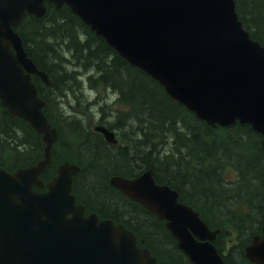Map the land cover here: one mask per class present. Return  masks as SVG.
I'll list each match as a JSON object with an SVG mask.
<instances>
[{
    "label": "water",
    "instance_id": "1",
    "mask_svg": "<svg viewBox=\"0 0 264 264\" xmlns=\"http://www.w3.org/2000/svg\"><path fill=\"white\" fill-rule=\"evenodd\" d=\"M45 1L67 5L197 118L213 126L249 124L262 135L263 151L264 46L242 26L234 0H0V104L45 144L35 164L14 172L0 168V264H157L123 224L84 215L71 192L76 164L61 163L45 184L39 178L51 162L57 131L31 80L36 74L47 81L46 74L28 57L14 27L25 11L42 16ZM93 129L116 143L104 125ZM109 183L164 220L193 264H226L213 244L218 230L179 201L175 189L156 183L151 169L134 177L113 175ZM244 254L264 264V223Z\"/></svg>",
    "mask_w": 264,
    "mask_h": 264
},
{
    "label": "trees",
    "instance_id": "2",
    "mask_svg": "<svg viewBox=\"0 0 264 264\" xmlns=\"http://www.w3.org/2000/svg\"><path fill=\"white\" fill-rule=\"evenodd\" d=\"M235 2L245 28L264 45V0ZM16 29L49 79L33 78L59 136L43 180L55 175L57 164L75 162L80 170L73 191L87 211L125 224L159 264H192L164 221L109 183L112 175L130 177L150 168L157 182L175 188L210 228L220 229L214 243L227 264H254L244 246L264 222L259 133L247 124L221 128L199 120L66 6L48 5L42 17L26 15ZM99 90L103 96L98 97ZM93 93L96 98L90 97ZM95 107L96 122L115 130L118 145L107 143L89 125L84 111ZM43 145L39 134L0 105V167L35 163Z\"/></svg>",
    "mask_w": 264,
    "mask_h": 264
},
{
    "label": "rangeland",
    "instance_id": "3",
    "mask_svg": "<svg viewBox=\"0 0 264 264\" xmlns=\"http://www.w3.org/2000/svg\"><path fill=\"white\" fill-rule=\"evenodd\" d=\"M87 93H88V92L86 91V94H87ZM97 95H98V97H99V96H103V91H102V90H99L98 93H97ZM90 97H91V98H96L94 93L91 94ZM106 101H107V99H105V102H106ZM107 102H109V101H107ZM89 111H90L91 114H90L88 111L85 110V111H84V115H85V117L87 118L89 125L91 126V125H93L94 123H96V115H97V113H98V110H97V107H95V108L90 109ZM91 122H92V123H91ZM233 174H234V173H233ZM231 177H233V175H232Z\"/></svg>",
    "mask_w": 264,
    "mask_h": 264
}]
</instances>
